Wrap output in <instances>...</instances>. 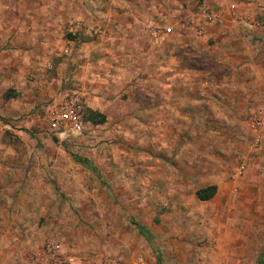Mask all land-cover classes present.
Instances as JSON below:
<instances>
[{
    "label": "rangeland",
    "instance_id": "obj_1",
    "mask_svg": "<svg viewBox=\"0 0 264 264\" xmlns=\"http://www.w3.org/2000/svg\"><path fill=\"white\" fill-rule=\"evenodd\" d=\"M153 1L155 18L180 20L201 54L186 56L190 69L155 63L175 75L152 66L146 90L115 92L116 79L70 63L89 35L86 8L102 20L122 2L0 0V264H34L51 239L70 264H264V0ZM203 7L213 18L199 14L200 35ZM68 95L84 129L56 134L46 110ZM114 95L106 112L119 121H88V103Z\"/></svg>",
    "mask_w": 264,
    "mask_h": 264
},
{
    "label": "crops",
    "instance_id": "obj_2",
    "mask_svg": "<svg viewBox=\"0 0 264 264\" xmlns=\"http://www.w3.org/2000/svg\"><path fill=\"white\" fill-rule=\"evenodd\" d=\"M112 1L122 2V5H120L122 8H117L118 10L110 8L108 11H106L108 14H104L105 16L102 20L97 19L95 15V12H97L95 8L96 6L94 7L91 5L86 8V19L84 20V24L86 27H89L87 32L89 35H86L83 40L79 39L80 52L76 57L71 58L70 63V67L73 69L72 72H74L76 75H89L93 77L101 76L105 79V83H108L109 85H112L115 82V80L113 82L114 78L116 79L117 83L116 85H112V91L115 92H119L121 90H123V92L126 91L125 87H127L130 82H136L137 84L142 85V90L139 89L141 87L138 89L143 91L146 90L145 81L147 79H145V74L152 71V66H154L156 76L164 75V78L168 80L171 76L175 75V69L169 66L163 67V65L158 67L157 64L160 61L176 59L177 57L181 59V63H179L181 68L190 69L191 64L187 61L186 56L201 54L200 49L193 46L196 44L194 39L181 37L186 36L184 31H188V28H186V25V27H181L183 24L180 20L170 19V21L167 18L164 20L161 17L158 19L155 18L154 14L160 11L157 9L153 0H137V3H135L134 7L132 8H127L123 5L127 3L129 4L127 0ZM202 10L207 9L203 7V9L201 8L199 11H197L196 23L198 25L192 27V31L194 33L197 32L198 29H201L199 27L201 24L198 23V20H200L199 14ZM101 12L103 13V10H101ZM131 15H133L132 22L130 20ZM125 17L128 19H125ZM126 21L129 22L126 23ZM132 26H134L136 29L135 31H130ZM158 26L167 27L169 30H167L165 36L160 35L152 38V29ZM93 27H96V30L98 31L95 36L90 35L91 33H89L91 30L90 28ZM114 28L120 29L121 32L113 35L112 31ZM177 28H181L182 30L178 31ZM136 32L138 33V37ZM201 34L202 31L200 35ZM200 35H196V38H199ZM158 40L161 42L157 43ZM162 41L167 43L168 52H166L164 57L160 59L157 54H152V43L153 45L159 44L160 46ZM177 47H182L183 50H181L179 53L175 52V55H173V50ZM155 63L157 64L154 65ZM140 81H142V83H140ZM164 84L165 88L166 86H170L167 83ZM148 87L150 88V93L152 84H149ZM82 88H84V86H82ZM109 89L111 90L110 87ZM106 98V96L102 98L104 103L97 105L88 103L89 108L97 110L99 113L104 115V122L107 120L112 122L115 120L119 121L117 118L112 119L114 116L112 114H107L106 110L110 107H116L121 97H119V95H114L112 99H110L111 96L108 98V100ZM150 105H152V101L150 102ZM120 116L122 115H119L118 118H120Z\"/></svg>",
    "mask_w": 264,
    "mask_h": 264
},
{
    "label": "built area",
    "instance_id": "obj_3",
    "mask_svg": "<svg viewBox=\"0 0 264 264\" xmlns=\"http://www.w3.org/2000/svg\"><path fill=\"white\" fill-rule=\"evenodd\" d=\"M233 7V5H231ZM207 10H202L200 16L205 21L213 18ZM169 30L167 27H154L151 31L154 37L160 36V33ZM197 34L201 33L198 29ZM67 52V49H66ZM83 105L76 95H68L63 100L48 107L46 110V122L50 130L56 134H64L67 131L72 133H81L84 129V120L82 117ZM43 250L36 258L34 264H70L61 254V246L56 240H47L42 245ZM213 264H226L224 261L217 260Z\"/></svg>",
    "mask_w": 264,
    "mask_h": 264
},
{
    "label": "trees",
    "instance_id": "obj_4",
    "mask_svg": "<svg viewBox=\"0 0 264 264\" xmlns=\"http://www.w3.org/2000/svg\"><path fill=\"white\" fill-rule=\"evenodd\" d=\"M85 112L87 114L86 118L91 123H102L105 120V116L102 115L101 113H99L96 110L88 108V109L85 110ZM77 159L79 161H84V159H81V158H78V157H77ZM216 188L217 187H216L215 184H210V185H207L205 187L198 188L195 191V195L200 200H208L209 198H211L215 194Z\"/></svg>",
    "mask_w": 264,
    "mask_h": 264
}]
</instances>
